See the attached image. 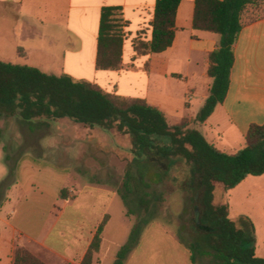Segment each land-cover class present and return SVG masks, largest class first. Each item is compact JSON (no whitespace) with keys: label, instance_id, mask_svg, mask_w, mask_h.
Masks as SVG:
<instances>
[{"label":"crops","instance_id":"obj_1","mask_svg":"<svg viewBox=\"0 0 264 264\" xmlns=\"http://www.w3.org/2000/svg\"><path fill=\"white\" fill-rule=\"evenodd\" d=\"M92 1L97 3L98 25L96 31L86 35L85 15ZM0 4L7 12L13 8L17 19L13 27L7 25V12L0 19V59L5 62L21 60L19 64L37 67L48 74L74 77L68 68L72 52H58L54 48H73L78 38L83 62L85 47L92 46L96 73H115L98 70L95 62L101 9L120 6L125 37L124 68L115 74L119 95L146 100L173 126L194 122L210 94L213 80L207 73L208 56L218 48L219 36L194 29L195 0H181L172 45L163 52L146 55H137L134 46L137 41L151 40L156 0H48L47 6L38 5V0H0ZM74 10L80 12L79 18L74 17ZM40 14L43 16L38 18L36 15ZM49 20L57 24L52 22L55 26L48 29ZM34 47L40 48V56L31 52ZM18 48L23 49L24 57L19 56ZM234 54L224 101L204 123L191 124L217 149L227 153L244 147L251 125H264V17L244 24ZM55 56L62 57L60 69ZM139 63L145 71L143 86L137 84L132 74ZM121 90L136 93H119ZM10 118L15 121L11 131L7 124ZM1 122H5V128L0 127V264H14L18 248L26 249L46 264H83L106 215L109 219L102 243L91 264H114L124 245V236L111 235L110 210L120 198L115 175L124 176L126 169L125 162L124 166L117 165L120 158L116 151L102 150L99 128L68 118L27 122L14 116L1 117ZM102 170L110 174L108 181H102ZM151 171L160 174L157 168ZM10 174L11 180L4 185ZM250 177L232 190L223 189L230 198L226 202L229 217L235 222L236 218L230 216L233 195L246 187ZM258 179L264 185V175ZM240 214L236 210L235 216ZM126 216L134 225L132 217L127 213ZM260 221V218L251 220V229L255 232L256 254L264 258V230L260 233ZM110 239H113L112 248L108 246ZM125 264H211V261L201 255L192 261V252L179 235L154 221L142 232Z\"/></svg>","mask_w":264,"mask_h":264},{"label":"trees","instance_id":"obj_2","mask_svg":"<svg viewBox=\"0 0 264 264\" xmlns=\"http://www.w3.org/2000/svg\"><path fill=\"white\" fill-rule=\"evenodd\" d=\"M181 0H156L152 34L148 42L137 41V55L160 53L168 49L176 33V13ZM264 17V0H195L193 27L215 33L219 45L208 56V76L213 82L210 94L194 122L169 125L165 115L141 98L109 93L95 83L78 80L69 74L53 75L25 64L0 59V118L19 116L22 121L39 118H68L91 128L116 129L128 135L132 161L126 166L118 193L125 205H134L142 216L134 224L129 239L117 254L114 264H125L147 224L156 218L165 193L151 191L153 184L165 181L172 171L183 175L179 189L193 194L197 205L194 241L187 243L192 261L198 255L211 264H264L253 243L245 241V231L229 217L227 203L216 201L219 186L227 192L249 176L264 175V125L250 126L244 147L234 153L217 149L192 123H204L228 92L235 60L234 46L244 24ZM120 6L101 9L97 39L96 68L118 70L123 64L124 31ZM20 57L25 54L18 53ZM161 137L168 140L164 141ZM158 162V163H157ZM158 169L156 182L148 172ZM12 174L4 182L8 184ZM66 191L61 192L65 197ZM134 214L128 210L127 215ZM106 215L83 260L91 264L100 249L108 222ZM14 264H46L23 248L14 255Z\"/></svg>","mask_w":264,"mask_h":264},{"label":"rangeland","instance_id":"obj_3","mask_svg":"<svg viewBox=\"0 0 264 264\" xmlns=\"http://www.w3.org/2000/svg\"><path fill=\"white\" fill-rule=\"evenodd\" d=\"M48 5V0H38V5L42 6ZM3 5L0 4V19L2 18V15L7 12L4 10ZM97 3L92 1L91 3H88L87 8V14L85 15V31L86 35L90 33L91 31L97 29ZM42 11V10H41ZM74 17L79 18L81 14L78 10H74ZM8 20L9 24H7L10 27H13V22L15 23L17 21L16 18H14L13 14V8L8 10ZM15 13V12H14ZM38 18L42 17L40 15H36ZM47 16V15H46ZM47 18V17H46ZM52 17H50V20ZM49 20V21H50ZM50 21L48 23V29L52 28L57 24L56 22ZM11 24V25H10ZM123 24L125 25L124 19ZM137 43V42H136ZM135 43V46H136ZM74 47H57L54 48L58 52L63 51H70L72 54L69 55L70 64L68 68L71 70V74L74 76L75 79L78 80H87L92 83L97 84L105 91L119 95L117 90V78L115 74H118L119 70L123 69L124 66L122 64L121 68L118 70H112L115 71V73H107L104 72V75H100L101 73H96L93 65L94 62L92 60V53L94 50V47L92 46H86L85 47V59L84 62L82 61V46L81 41L78 38H75L74 40ZM134 46V50L136 51ZM40 48H32L31 52L35 56H40L41 52L38 51ZM21 54L24 53L23 49L18 48V53ZM62 57L55 56L56 59V66L60 69V67L63 65L61 62ZM19 63H21V60H18ZM84 64V65H83ZM144 67L139 63L135 66V68L132 71L133 76L135 77V80L138 82L137 84L139 86H143L145 80H144ZM114 77L112 80L111 77ZM119 91V90H118ZM119 93H136L131 90H125L122 92V90ZM123 96V95H121ZM67 119V118H66ZM11 121H9L7 124L10 128V131L12 130V125L15 124V121H12V118H10ZM71 121V120H70ZM73 122V121H71ZM11 126V127H10ZM0 127L5 128V122L0 123ZM99 128V127H98ZM98 132L102 135V150H108L113 149L116 151L118 158L116 162L117 165L124 166L125 162V169L129 161L132 160V154H131V148L132 145L130 143V138L128 135L121 134L116 129L105 131L101 128L98 129ZM164 141H167L168 139L165 137H161ZM2 145V144H1ZM123 162V163H122ZM101 179L102 181H108L110 178V174L108 171H101ZM116 185L118 188L122 187L123 183V177L120 174H116ZM158 174L155 173V171L150 172V178L156 182ZM183 178V175H179L178 172L175 170L172 171L169 174V177L165 179L161 184L159 185H152L151 191L154 194H159L161 192L165 193V201L161 204L159 208V213L157 214L156 218H150L147 217L146 219L147 224L145 226V229L152 224V222L157 221L160 225H162L166 230L175 232L177 235H180L184 239H186L187 243L191 244L194 241V223L196 218V210L197 205L195 201L193 200V194L187 193L184 190L179 189L180 183L175 182V179L178 181H181ZM259 176H252L250 177L246 187L244 189H239L238 193L234 194L233 196V209L230 210V216L232 218H236V223L238 226L242 227L245 231V241L248 243H253L251 240L252 237L255 236V232L251 229V220L254 218H260V222H258L260 233L264 230V185L258 183ZM250 193V196H248ZM230 198L225 195L223 192V187L219 186L218 190L216 192V201L218 203H226L229 202ZM231 203V202H230ZM133 210L134 214L131 215L132 220L134 224L140 219L142 216L141 213L136 211V207L134 205H125L123 200L118 198L117 202L114 204V206L111 208L110 213L113 216V220L111 223V235H123L124 236V244L127 243L129 236L131 234V231L134 227L132 225L126 216V213L128 210ZM238 210L242 214H240V217L235 216V212ZM251 219V220H250ZM111 238V237H110ZM256 241V239L254 240ZM108 246L112 248L113 246V239L108 240ZM255 243V242H254Z\"/></svg>","mask_w":264,"mask_h":264}]
</instances>
